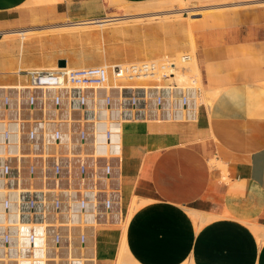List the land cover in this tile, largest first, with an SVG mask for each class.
<instances>
[{
    "label": "crops",
    "instance_id": "0c3cea01",
    "mask_svg": "<svg viewBox=\"0 0 264 264\" xmlns=\"http://www.w3.org/2000/svg\"><path fill=\"white\" fill-rule=\"evenodd\" d=\"M30 1L0 0V37L102 17L107 7ZM190 22L213 101L195 107L194 98L192 119L122 124V210L142 201L126 226L127 250L136 264H264V240L252 229L264 227V3ZM14 53L0 82L16 79L5 71L19 69ZM194 211L206 215L201 225ZM119 234L116 224L96 228L95 264H114Z\"/></svg>",
    "mask_w": 264,
    "mask_h": 264
},
{
    "label": "built area",
    "instance_id": "2783aa9c",
    "mask_svg": "<svg viewBox=\"0 0 264 264\" xmlns=\"http://www.w3.org/2000/svg\"><path fill=\"white\" fill-rule=\"evenodd\" d=\"M178 64L17 69L0 82V264H95L96 228L122 211V124L194 117L204 85L179 82Z\"/></svg>",
    "mask_w": 264,
    "mask_h": 264
},
{
    "label": "rangeland",
    "instance_id": "374dc122",
    "mask_svg": "<svg viewBox=\"0 0 264 264\" xmlns=\"http://www.w3.org/2000/svg\"><path fill=\"white\" fill-rule=\"evenodd\" d=\"M41 1L42 0H31L30 3H32V4H42V3L47 4V2L51 3V1H53V3H54V1L57 2L60 0H45L46 2L44 0L42 2ZM111 1H112V5H113L114 1L113 0H111ZM106 2L107 1H105V3ZM258 3H264V0H199L196 2H188V3H185L183 5H179V4L175 3L174 0H149V1L144 2V3H140L139 8H132V9H129L125 12L120 13V14H123L122 17H120L123 19H121L119 21H116L114 23H103V24L99 23V24H94V25H88L86 27H89L91 29H96V28H100L97 26H107L108 25L106 27V29L109 30L110 33H112L113 31H119V30H125V29H136L138 31L128 33L126 35V38L123 41L122 40H119L120 42L117 41L118 44L116 43V40L114 38H110V39L106 40L104 48H110V47H113L115 45L116 46L118 45V48H114V50L115 49L116 50L121 49V48L125 49V47L127 48V51H119L120 53H123V54H127V55L134 54L135 55L136 53H138V52L140 53L142 51L150 53V51L157 49V48H160V47H163L165 44H166V46L168 44V46L170 47L171 44L176 43V42L178 43V41H180L179 43H182V42L189 43L188 39H186V36L188 35L187 34L188 31H185V30H187V27L185 25V28H186L185 29L184 25L182 27L180 25L183 24L182 23V21H183L185 24H187V25L189 24L191 26V22H190L191 15L198 17L199 15H205L208 13L222 12V11H226V10H234V9H240V8L255 6V4H258ZM108 5H109V2L106 5L107 6L106 11L102 17L113 16V15L117 14V10L115 9V7L108 6ZM153 17L159 18L160 20L158 19V20H154V22H147L146 23V20L152 19ZM174 18L176 20H173ZM88 19H90V18H88ZM88 19H83V20H88ZM155 21L156 22L160 21V23L159 22L156 23ZM75 22H77V21H71L68 24H73ZM109 24H115V25H109ZM159 25H164V26L179 25V27L184 28L183 31L187 32L186 33L187 35L182 33V32L179 34V33L172 32V31L166 33L165 35L161 32L160 33H157L155 31H154L155 33L150 32L151 27L159 26ZM70 27L71 26L67 27V26L62 25V26H58V27L40 28V29H35V30L34 29L33 30H18V31H11V32L4 33L3 36L0 37V40L3 38H5V39L9 38L15 34L20 33V32H24L25 37H22L19 40H17V39L14 40L12 38H9L8 40H6L5 43L7 45H9L10 47H12L13 51H12V48H10V47L7 48V50L5 51L6 53L4 52V50H2L4 52V56H3V52L0 50V58L3 61V63H5L7 66V63H9V62L6 63V61H9L10 57L12 56V53L15 52L14 54L17 57L18 62H19V63L17 62L19 64V65L17 64V67L19 69H20L19 66H21V64H23V63L25 64V62H26L25 59H24L25 62H22V60H21L22 56H24V55L25 56L23 58L28 56L26 58L27 61H29V62L32 61L30 65H35L32 63H36V62L38 63L39 61H41V58H43L44 61L46 62L45 65L55 64L56 66H57L56 63L59 59L60 60L61 59L68 60L69 63L71 62L72 66L75 65V63L77 65L78 59L79 58L81 59V57H83V58L88 57L89 58V60L87 61L88 63H91V62L97 63L98 61L95 59H97L96 55H98V53L100 52L99 46H98V43L93 42V41H89L85 38L84 35L86 34V30L79 29L78 33L81 35L80 41L76 39L74 42H71V43L70 42L62 43L61 40H59V38H61V37H59V35ZM142 29H144L145 32L144 31L142 32ZM148 30H149V32H148ZM61 36H64V35H61ZM111 36H112V34H110V37ZM33 38L39 39L38 41H40V42L35 43V44H33V47H30L31 52H30L29 48L27 49L26 47H24V48L29 50V51H27V50L21 51V49L16 48L17 51L19 50L18 51L19 56H17L18 53L16 52L15 47H13V46H16V44H19V43L27 44L30 41L29 39H33ZM55 38L57 40L55 41V43H52L50 40H52V39L54 40ZM43 40H46V41H43ZM47 40H49V41H47ZM183 44L184 43L179 45L180 50H182L184 54L188 53L192 56L193 52L195 53V50L192 49L191 47H190L191 48V50H190L189 47H187ZM119 45L121 46V48ZM20 48L24 49L23 47H20ZM193 48H195V46ZM8 49H10V51ZM25 51L27 52V54L30 52L31 55L28 54L26 56ZM8 52H9V54H8ZM20 52L22 54L23 53L24 54L21 55ZM115 53H116V51H115ZM32 55H33V57H32ZM29 56L32 57V59ZM162 56H163V54L160 55L159 57H162ZM167 56H168V58H175L174 54H171V53H168ZM4 57H6V59ZM116 57L118 58V54H117V56L115 55L114 58H116ZM1 60H0V63L2 64ZM161 60H159V61H161ZM20 61L22 63H20ZM33 61H35V62H33ZM111 61H115V60H111ZM139 61H140V59H139ZM144 61H146V60H144ZM150 61H154V60H150ZM192 61H194V60H192ZM127 63H132V62H127ZM190 63H191V61H190ZM190 63H189V65H190ZM193 63L195 64V61L192 62V64L190 66L181 65V70L183 71V69L185 67L188 71H191V73L194 72L193 74L197 75L198 73L196 71H198V70L195 68L197 66V63H196V66L193 67V68H195L194 70H196V71H194L192 68ZM2 65L4 66V64H2ZM41 65L42 64H40L38 67L37 66H34V67L35 68L43 67L41 69H44L45 65H43V66H41ZM67 65H69V64L67 63ZM72 66H70V68ZM31 67L34 68L33 66H30V68ZM74 67L75 66H73V69H76ZM1 68H3V67L1 66ZM22 68H25V67H22ZM26 68L30 69L29 66ZM54 68L55 67H53V69ZM67 68H69V66H67ZM5 69H7V67ZM186 69H185V71H186ZM15 70L16 69L10 70L8 68V70H5V71H15ZM192 70H193V72H192ZM190 75H192V74H190ZM0 78H1V75H0ZM212 95H214V94H212V92L209 90L208 92L205 93V95H203V97L206 98L207 100L204 99L203 97H201L200 100L203 99V100H206L205 102L208 101L209 104H212V101H213V99H211V98H213ZM196 105H198V104L196 103ZM204 105L206 106V103ZM210 106L211 105H209V107ZM204 220H206V219H204ZM195 221L200 222L198 219H195ZM200 224H202V223H200ZM118 225L121 226L120 224H118ZM252 229H253L256 236L258 234L257 238L259 239V241L262 242L264 240V227H262L260 225H252ZM133 263L136 264L135 261L134 262L132 261L131 264H133Z\"/></svg>",
    "mask_w": 264,
    "mask_h": 264
},
{
    "label": "bare ground",
    "instance_id": "6f19581e",
    "mask_svg": "<svg viewBox=\"0 0 264 264\" xmlns=\"http://www.w3.org/2000/svg\"><path fill=\"white\" fill-rule=\"evenodd\" d=\"M43 1V0H42ZM41 1V2H42ZM45 1V0H44ZM105 1H107L106 2V4H108V2H109V5L108 6H113V7H115V9L117 10V14H115V15H113V16H107V17H98V18H90V19H88V20H79V21H77V22H75V23H73V24H66V25H64V26H71L70 28H68L67 30H65L64 32H62L60 35H59V37H61V38H59V40H61V42L62 43H65V42H74L76 39L77 40H81V35L78 33L79 32V29H83V30H86V34L84 35L85 36V38L87 39V40H89V41H93V42H96V43H98V46H99V53H98V55H96V58L97 59H95V60H97L98 62L97 63H95V62H91V63H88L87 61L89 60V58L88 57H81V59L79 58L78 59V62H77V65H76V63H75V65H73V66H75L74 68H85V67H91V66H104L105 64L107 65V64H111V62L112 63H119V64H127V62H134V63H139V62H143L144 60H146V61H150V60H154L153 62H158L159 60H161V59H165V58H167L168 56V53H171V54H174V56H175V59H177L178 60V62H179V64H178V70L177 71H175L174 73H175V78L179 81V82H182V83H188L187 82V78L189 77V76H191L190 74H192L196 79H198V80H200V78H201V75H200V71H199V67H198V64H197V66H196V63H197V60H196V53H194L193 51V55L190 57V60L189 61H183V62H181V61H179V58L181 57V55H183L184 53H183V51L182 50H180V48H179V45L180 44H182V43H184L183 45H185V46H187V47H191L192 49H194L195 50V48H193L194 46H195V43H194V37H193V34H192V31H191V26L188 24H185L183 21H182V25H180L181 27L184 25V28H185V25H186V27H187V30H185V31H188V33L187 32H185V31H183V29L184 28H181V27H179V25H169V26H164V25H159V26H153V27H151L150 28V32L151 33H155V32H157V33H163L164 35L166 34V33H168V32H176V33H184V34H186L187 36H186V39H188V41H189V43H185V42H182V43H179L180 41H178V43L176 42V43H173V44H169L170 45V47L168 46V44H167V46H166V44L163 46V47H160V48H157V49H154V50H152V51H150V53L149 52H144V51H142V52H138V53H136L135 55L134 54H130V55H127V54H123V53H120L119 51H127V48L125 47V49H123V48H121V46H120V48L121 49H115L114 50V48H118V45L116 46H113V47H110V48H104V46H105V43H106V40H108V39H110V38H114L115 40H116V43H117V41H119V40H124L125 38H126V35L128 34V33H130V32H135V31H138V30H136V29H125V30H119V31H113L112 33H110V31L109 30H107L106 29V27L108 26H97V27H100V28H96V29H91V28H89V27H86V26H88V25H94V24H99V23H114V22H116V21H119V20H121V19H123V18H120V17H122V15L123 14H120V13H122V12H125V11H127V10H129V9H132V8H139L140 7V3H128V2H125V1H121V0H113L114 1V4L112 5V1L111 0H104V2ZM196 1H199V0H174V2L175 3H177V4H179V5H183V4H185V3H188V2H196ZM46 2V1H45ZM55 2V1H54ZM51 3H53V1H51ZM111 3V4H110ZM47 4H50L49 2H47ZM54 4V3H53ZM142 6V5H141ZM106 9V8H105ZM85 12V11H84ZM104 14V13H103ZM173 18V17H172ZM171 18V19H172ZM159 18H152V19H148V20H146V23L147 22H154V20H158ZM160 20V19H159ZM173 20H176L175 18L173 19ZM156 22V21H155ZM159 23H160V21H158ZM158 22H156V23H158ZM143 23V22H142ZM181 24V23H180ZM109 25H115V24H109ZM182 29V30H181ZM186 29V28H185ZM81 31V30H80ZM144 31V29H142V32ZM155 31V32H154ZM145 32V31H144ZM148 32H149V30H148ZM110 34H112V36L110 37ZM61 35H64V36H61ZM176 35V34H175ZM190 35V36H189ZM19 36V37H18ZM189 36V37H188ZM22 37H25V35H24V32H20V33H18V34H15V35H13V36H11V37H9V38H12V39H14V40H19L20 38H22ZM9 38H3V39H1L0 40V50L2 51V50H4V52L7 50V48H9L10 46L9 45H7L5 42H6V40H8ZM143 39V38H142ZM30 41H29V43H27V44H21V43H19V44H16V46H13V47H15V50H16V48H19V49H21V51L22 50H27L28 48H29V50H30V47H33V44H35V43H39L40 41H38L39 39H37V38H33V39H29ZM53 40V39H52ZM52 40H50L52 43H55V41L57 40L56 38L52 41ZM43 41H46V40H43ZM47 41H49V40H47ZM42 42V41H41ZM120 42V41H119ZM164 42V41H163ZM118 44V43H117ZM20 47H26L27 49H22V48H20ZM10 48H12V47H10ZM191 48H190V50H191ZM9 51H10V49H8ZM29 50H27V51H29ZM12 51H13V48H12ZM19 51V50H18ZM18 51L16 50V52L18 53ZM115 51H116V53H115ZM3 52V51H2ZM4 52H3V56H4ZM24 52V51H23ZM26 52V51H25ZM30 52H31V50H30ZM30 52L28 53V54H30ZM6 53V52H5ZM16 53V54H17ZM21 53V52H20ZM115 53V54H114ZM186 53V52H185ZM2 54V53H1ZM8 54H9V52H8ZM24 54V53H23ZM22 53H21V55H23ZM26 54V56L28 55L27 54V52L25 53ZM117 54H118V58L116 59V58H114L115 57V55L117 56ZM163 54V56L162 57H159L160 55H162ZM188 54V53H187ZM7 55V54H6ZM11 55V54H10ZM31 55V54H30ZM41 55V54H40ZM114 55V56H113ZM190 55V54H189ZM17 56H19V53H18V55ZM25 56V55H24ZM24 56H22V62H25L24 61V59L26 60V62L27 63H31V62H29V61H27V57H25V58H23ZM113 56V57H112ZM8 57V56H7ZM30 57V56H29ZM32 57H33V55H32ZM32 57H30L31 59H32ZM5 59H6V57H4ZM21 58V57H20ZM29 58V59H30ZM17 59V58H16ZM139 59H140V61H139ZM0 60H1V58H0ZM4 60V59H3ZM111 60H115V61H111ZM192 60H194L195 61V64L193 63V66H192V68L193 67H195L198 71H196V70H194L195 68H193V70L194 71H196L198 74L196 75V74H193L194 72H193V70H192V72L193 73H191V71H188L185 67H184V69H183V71L181 70V65H188V66H190L191 64H192V62H194V61H192ZM2 61V60H1ZM17 62H18V59L16 60ZM37 61V60H36ZM190 61H191V63H190ZM7 62H9V61H6V63ZM21 61H20V63H22ZM25 62V64L23 63V64H21V66H19L20 67V69H28V68H26V67H28L29 66V68H30V66H39L40 64H42L41 66H43V65H45V61H44V59L43 58H41V61H39L37 64L36 63H32V64H35V65H27V63ZM33 62H35V61H33ZM19 63V62H18ZM17 63V64H18ZM67 63L69 64V65H67ZM189 63H190V65H189ZM2 64H4V66L2 65ZM2 64L0 63V68H1V66L3 67V68H6V64L5 63H3V61H2ZM8 64H10V63H7V65ZM96 64V65H95ZM19 65V64H18ZM40 66V67H41ZM67 66H69V68H70V66H72V64H71V62L69 63V61L67 60L66 61V67ZM73 66L70 68V69H73ZM77 66V67H76ZM81 66V67H80ZM11 67V66H10ZM9 67V68H10ZM22 67H25V68H22ZM46 67V68H45ZM45 67H44V69H53V67H57L55 64H53V65H45ZM198 67V68H197ZM16 68H18V67H16ZM32 68V67H31ZM35 68V67H34ZM41 68H43V67H41ZM41 68H36V69H41ZM54 68V69H55ZM191 68V69H192ZM11 69V68H10ZM185 69H186V71H185ZM189 69V68H188ZM190 72V73H189ZM6 73V72H5ZM210 89H206V88H204L203 89V92H202V94L198 97V98H196V96H195V107L197 106L196 105V103L198 104L200 101H201V103H203V104H205L206 103V107L208 108V109H210V107H209V105H211V104H209V102L207 101V102H205L207 99L206 98H204L203 97V95H205V93L206 92H208ZM201 97H203L204 99H206V100H200L201 99ZM212 97H213V95H212ZM198 99V100H197ZM211 99H213V98H211ZM198 101V102H197ZM203 101V102H202ZM190 108V107H189ZM201 116V115H200ZM142 203V201H140L139 200V198H134L132 201H131V203L128 205V208H127V210L126 209H124V210H122V211H120V212H117V213H114V216H115V220L113 221V224H116L117 226H118V228H119V230H120V234H119V239H118V248H117V252H116V257H115V262H114V264H131L132 263V261L134 262V260L132 259V256H130V254H129V252H128V250H127V246H126V240H125V233H126V226H127V223L129 222V219L131 218V215H133V213H134V211H137L136 209L137 208H139V206H140V204ZM193 214V218H195V219H198L200 222H197V223H204L205 222V217H206V215H205V217H203V216H200L201 215V213L200 214H197V213H195V211L192 213ZM118 224H120L121 226H119ZM201 225V224H200ZM257 236H258V234H257ZM92 248H93V246H92ZM94 249V248H93ZM94 250H92V252H93ZM94 259H95V262H96V257H95V252H94ZM132 260V261H131ZM133 264H135V263H133Z\"/></svg>",
    "mask_w": 264,
    "mask_h": 264
},
{
    "label": "water",
    "instance_id": "95a60500",
    "mask_svg": "<svg viewBox=\"0 0 264 264\" xmlns=\"http://www.w3.org/2000/svg\"><path fill=\"white\" fill-rule=\"evenodd\" d=\"M56 64H57L58 68L66 67V61L65 60H58Z\"/></svg>",
    "mask_w": 264,
    "mask_h": 264
}]
</instances>
